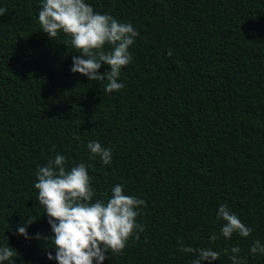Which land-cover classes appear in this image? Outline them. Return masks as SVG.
Returning a JSON list of instances; mask_svg holds the SVG:
<instances>
[{
	"label": "trees",
	"instance_id": "16d2710c",
	"mask_svg": "<svg viewBox=\"0 0 264 264\" xmlns=\"http://www.w3.org/2000/svg\"><path fill=\"white\" fill-rule=\"evenodd\" d=\"M86 2L139 33L119 91L71 72L78 50L42 32L41 0H0V246L17 250L3 264H57L50 242L15 234L35 217L29 235H52L34 184L56 154L69 169L85 163L94 201L116 184L145 201L140 239L104 264H191L179 241L219 252L213 264H232L234 246L243 264H264L250 253L264 245V0ZM91 140L112 150L110 165ZM222 204L248 237L220 236Z\"/></svg>",
	"mask_w": 264,
	"mask_h": 264
},
{
	"label": "clouds",
	"instance_id": "9594fccd",
	"mask_svg": "<svg viewBox=\"0 0 264 264\" xmlns=\"http://www.w3.org/2000/svg\"><path fill=\"white\" fill-rule=\"evenodd\" d=\"M6 12L7 9L0 8V16ZM38 21L42 32L50 39L55 40L61 32L70 37L71 46L78 50V54L72 55V73H79L91 82H100L104 93L125 87L119 77L122 68L132 60L129 48L139 35L130 22L122 23L109 14L96 12L86 0H41ZM105 46L110 50L105 51ZM167 54L171 56L172 51ZM102 65L108 68L103 73L99 72ZM87 148L93 159L99 157L104 165L111 164L110 148L102 146L98 140L89 141ZM65 164L66 157L56 154L46 165L38 167L36 173L37 201L44 207L52 235H29L27 227L36 222L35 217L25 219L15 234L26 240L50 242L54 247L47 250V259H54L57 264H104L110 258L107 253L122 255L128 240L133 237L139 240V233L145 230L136 219L145 201L125 194L121 184L112 188L106 200L94 201L95 191L85 163L70 169ZM217 219L224 221L220 236L225 239H231L234 233L248 237L252 232V228L230 212L226 204L219 206ZM217 239L219 236L215 233L209 237L213 242ZM179 243L181 252L191 254V264L204 261L213 264L219 260L220 253L210 247ZM224 251L227 254L229 249ZM230 252L232 264H243L239 246L231 247ZM16 253L11 246H0V264L10 261ZM250 253L264 254V245L259 240L253 241Z\"/></svg>",
	"mask_w": 264,
	"mask_h": 264
}]
</instances>
